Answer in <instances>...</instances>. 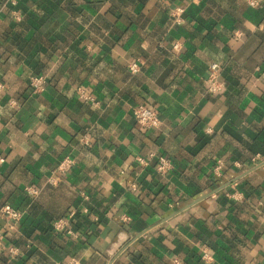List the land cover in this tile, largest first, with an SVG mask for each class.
Wrapping results in <instances>:
<instances>
[{
  "label": "crops",
  "instance_id": "1",
  "mask_svg": "<svg viewBox=\"0 0 264 264\" xmlns=\"http://www.w3.org/2000/svg\"><path fill=\"white\" fill-rule=\"evenodd\" d=\"M0 85V264H264V0H0Z\"/></svg>",
  "mask_w": 264,
  "mask_h": 264
},
{
  "label": "built area",
  "instance_id": "2",
  "mask_svg": "<svg viewBox=\"0 0 264 264\" xmlns=\"http://www.w3.org/2000/svg\"><path fill=\"white\" fill-rule=\"evenodd\" d=\"M180 10H183V9H180ZM176 20L178 22L179 17H177ZM178 47H179V43L175 42L173 44V48L178 49ZM129 69L132 72L137 71L138 63L137 62L130 63ZM42 82H43V79L40 76L32 77L30 80L31 85L36 89L42 87ZM221 88H222V83H221L220 78H219V65L217 63H212L209 66V70H208L207 89L210 92L214 93V92L219 91ZM81 96L84 99H88V100L94 102V99L90 95H87L85 93H81ZM133 115H134V118L136 119V121L138 122V124L140 125L141 128H148V127L157 126L160 122L159 117H158V113L156 112V110L152 109L151 107L144 105V104H139V105L135 106L133 108ZM136 160H137V162H139L141 164L146 163V159L144 157H141V156H136ZM3 161H4V158L2 156H0V163ZM69 161L70 160L65 159L60 164L59 169L63 170L66 167V165H69ZM220 165L221 164L218 163V165L216 166V171L220 168ZM170 166H171V162L167 157H165L163 155H159L157 157L156 170L159 173H162V174L165 173L170 168ZM50 181H52L51 178H50ZM33 192H35V190H33ZM0 214L10 223L15 222L20 217V212L16 208H14L13 206H11L9 204H4L0 207ZM53 225H54L55 229L61 230L66 226V219L58 218L54 221ZM67 232L72 233L71 230H67ZM10 250L13 253H16V251H17V249L14 247L10 248ZM208 257H209V255H208L207 251H204L202 254V258L208 259Z\"/></svg>",
  "mask_w": 264,
  "mask_h": 264
},
{
  "label": "water",
  "instance_id": "3",
  "mask_svg": "<svg viewBox=\"0 0 264 264\" xmlns=\"http://www.w3.org/2000/svg\"><path fill=\"white\" fill-rule=\"evenodd\" d=\"M230 182H228L227 184H229ZM227 184H225V185H227Z\"/></svg>",
  "mask_w": 264,
  "mask_h": 264
}]
</instances>
